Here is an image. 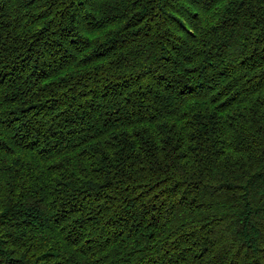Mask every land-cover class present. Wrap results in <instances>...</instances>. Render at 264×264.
<instances>
[{
	"label": "trees",
	"instance_id": "16d2710c",
	"mask_svg": "<svg viewBox=\"0 0 264 264\" xmlns=\"http://www.w3.org/2000/svg\"><path fill=\"white\" fill-rule=\"evenodd\" d=\"M0 264H264V0H0Z\"/></svg>",
	"mask_w": 264,
	"mask_h": 264
}]
</instances>
